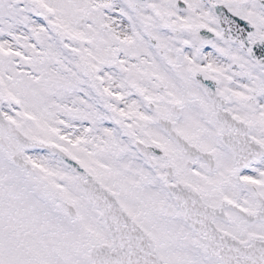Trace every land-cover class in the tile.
Instances as JSON below:
<instances>
[{
	"label": "snow or ice",
	"instance_id": "snow-or-ice-1",
	"mask_svg": "<svg viewBox=\"0 0 264 264\" xmlns=\"http://www.w3.org/2000/svg\"><path fill=\"white\" fill-rule=\"evenodd\" d=\"M0 264H264V0H0Z\"/></svg>",
	"mask_w": 264,
	"mask_h": 264
}]
</instances>
